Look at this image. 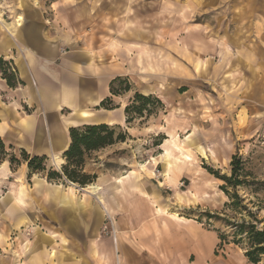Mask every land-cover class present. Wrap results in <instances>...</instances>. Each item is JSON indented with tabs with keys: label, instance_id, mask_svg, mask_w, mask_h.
I'll list each match as a JSON object with an SVG mask.
<instances>
[{
	"label": "crops",
	"instance_id": "0c3cea01",
	"mask_svg": "<svg viewBox=\"0 0 264 264\" xmlns=\"http://www.w3.org/2000/svg\"><path fill=\"white\" fill-rule=\"evenodd\" d=\"M102 2L0 0V19L16 25L20 16L24 18L17 34L0 24V59L15 75L10 86L0 73V138L8 151L24 150L48 161L58 156L63 166L71 129L126 123L128 99L125 103L113 95L112 86L120 78L134 82L136 76H150L157 65L148 62L150 32L123 34L116 15L108 17L103 10L95 14ZM188 2L208 17L203 34H223L222 55L247 73L254 89L236 108L256 117L262 104L256 87L264 82V0ZM117 4L110 0L103 6L112 10ZM143 93L152 94L149 89ZM108 100L114 107L104 105ZM0 165L8 170L6 177H16L19 187L14 202H3L4 220L10 228H20L40 215L48 233L39 237L36 230L33 239L20 233L14 250L6 248L8 255L0 256V264H214V232L196 221L169 216L160 187L164 183L154 176L133 171L107 181L101 205L89 195L79 197L74 188L50 184L41 174L32 175L27 188V163L16 172L8 161ZM105 182L100 178L95 184L102 188ZM104 214L115 236H101Z\"/></svg>",
	"mask_w": 264,
	"mask_h": 264
},
{
	"label": "rangeland",
	"instance_id": "374dc122",
	"mask_svg": "<svg viewBox=\"0 0 264 264\" xmlns=\"http://www.w3.org/2000/svg\"><path fill=\"white\" fill-rule=\"evenodd\" d=\"M107 1L96 7L95 14L103 10L108 17L116 15L114 21L119 28L123 27V34L149 31L148 62L157 67L150 70V76H136L134 82L120 78L114 85L117 95L124 101L128 99L125 108L131 109L130 121L127 123L126 118L123 126L115 128L116 137L123 136L124 141L85 156L82 172L94 177L88 185L105 178L101 190L105 193L107 181L133 171L154 176L153 180L164 183L159 185L168 199L169 216L172 213L177 220L196 221L214 232V264H252L245 256V247L233 242L234 228L230 223L245 220L264 229V82L256 87L257 98L262 100L257 106V116L245 110L238 112L236 106L245 103H240V99L250 98L249 92L254 88L247 82V73L239 65H231L229 57L222 55L223 44L219 38L223 34H203L208 26L206 13L192 8L189 0H118L112 10L103 6ZM144 89L152 94L145 95ZM137 94L149 97L150 101H138ZM188 138L190 142L183 146ZM178 147L185 148L191 159L187 160L176 150ZM9 152L21 161L20 165L12 166L10 157L5 160L16 172L26 162L21 150ZM165 155L169 156L168 160H163ZM235 155L245 162L249 185L238 188L242 201L232 208L226 206L231 200L220 189L224 182L211 172L230 177ZM58 162L46 160L45 165L47 172L56 171L62 179L49 181L47 172L32 173L28 168V179L23 183L31 188L32 175L41 174L50 184L76 189L80 197L86 186L69 181L63 174L66 164L60 166ZM7 173L2 165L0 176L6 177ZM16 181V177L0 178V256L8 255L6 248L14 250V241L20 233L31 239L36 230L39 237L48 234L46 220L40 215L20 228H10L4 220L1 199ZM90 198L99 201L98 195ZM107 218L104 214L102 237H106L103 230ZM113 218L116 223V216ZM4 241L12 245L9 247ZM36 249L33 247V251ZM259 264H264V257Z\"/></svg>",
	"mask_w": 264,
	"mask_h": 264
},
{
	"label": "trees",
	"instance_id": "16d2710c",
	"mask_svg": "<svg viewBox=\"0 0 264 264\" xmlns=\"http://www.w3.org/2000/svg\"><path fill=\"white\" fill-rule=\"evenodd\" d=\"M0 73L8 80L10 86H14L15 75L12 71L9 63L4 62L0 59ZM120 79L116 80L118 82ZM116 82L114 84H116ZM112 94L117 95L112 86ZM138 101L144 103L150 101L149 97L141 94L136 95ZM104 105H112L110 100ZM130 107L126 108L127 123H129ZM138 114H142V108L138 109ZM116 128V127H115ZM115 128L109 127L108 125H87L82 128L71 129V146L65 153L66 166L63 167L64 176L71 182L79 184L80 186H87L93 182L94 177L87 175L82 172L85 163V156L89 152H94L111 146L119 141H124L123 136H117ZM13 149L12 147H10ZM23 161L28 163V168L32 173L36 172H47L45 157H30L26 151L21 150ZM10 157V163L21 164V161L16 157L12 156L8 151V148L4 141L0 138V163L4 162ZM232 174L230 177L221 176L219 172H211L216 178L222 180L224 185L220 189L230 198L231 204L226 205L227 207H237L242 198H240L237 190L240 187H247L249 182L247 177L249 176L245 168V162L239 155H235L231 162ZM49 181L56 179H62L61 174L56 171H49L46 173ZM233 190L230 191L229 189ZM227 221V220H226ZM256 222H258L255 219ZM228 222V221H227ZM229 223V222H228ZM233 230V242L236 245H243L245 247V256L248 261L252 264H259L264 257V229L258 227L256 223L247 222L243 220L241 223H230ZM224 239V236H222Z\"/></svg>",
	"mask_w": 264,
	"mask_h": 264
},
{
	"label": "bare ground",
	"instance_id": "6f19581e",
	"mask_svg": "<svg viewBox=\"0 0 264 264\" xmlns=\"http://www.w3.org/2000/svg\"><path fill=\"white\" fill-rule=\"evenodd\" d=\"M0 24L3 26V28L6 30V31H9V32H12L13 34H17V32L24 26V18L23 17H19L16 21V25L15 24H10V23H7L6 21H4L3 19H0ZM12 34V35H13ZM190 142V138L186 139V141L183 143V146L187 145V143ZM177 146V145H176ZM176 150H178L181 154L184 155V157L188 160V159H191V157L189 155H187V151L185 148H177ZM169 157V156H168ZM166 155L163 156V160H168V158ZM208 159V158H207ZM60 160V158L58 156H55L54 158V161H58ZM152 161V160H151ZM154 164V163H153ZM166 165H168L166 162H165ZM170 165V163H169ZM168 165V166H169ZM171 166V165H170ZM2 167V165H0V168ZM167 175H169V173H167ZM161 176L163 177V174H161ZM164 178V177H163ZM24 185V184H23ZM101 185L99 184H90V185H87L85 189H82V191L84 192L85 195H89V196H93V195H98V199H99V202L100 204L102 205L103 204V197L100 195L101 194V190L102 188L100 187ZM18 187H15L12 185L11 189L9 190V193L7 194L6 197H4L3 199H1L2 202H7V201H15L17 198V194H18ZM74 191V190H72ZM75 192V191H74ZM76 195V194H75ZM100 195V196H99ZM72 197V196H71ZM60 200V199H59ZM79 200V199H78ZM81 201V200H79ZM102 208V207H101ZM107 208V207H106ZM106 211V210H105ZM108 212V211H107ZM28 229V228H27ZM28 248V247H27ZM26 248V249H27ZM26 251V250H25Z\"/></svg>",
	"mask_w": 264,
	"mask_h": 264
},
{
	"label": "built area",
	"instance_id": "2783aa9c",
	"mask_svg": "<svg viewBox=\"0 0 264 264\" xmlns=\"http://www.w3.org/2000/svg\"><path fill=\"white\" fill-rule=\"evenodd\" d=\"M157 172L159 173L158 170H157ZM106 223L107 224L105 225V228L103 230L104 234L106 236H109L110 234L115 236V231L113 229L112 221L109 217L107 218Z\"/></svg>",
	"mask_w": 264,
	"mask_h": 264
}]
</instances>
